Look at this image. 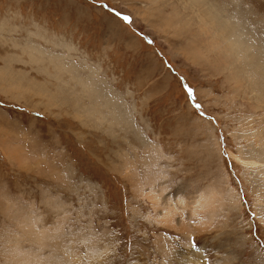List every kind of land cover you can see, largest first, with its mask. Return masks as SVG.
<instances>
[{"label": "rangeland", "instance_id": "rangeland-1", "mask_svg": "<svg viewBox=\"0 0 264 264\" xmlns=\"http://www.w3.org/2000/svg\"><path fill=\"white\" fill-rule=\"evenodd\" d=\"M208 8L264 57V0H0V264H264V78Z\"/></svg>", "mask_w": 264, "mask_h": 264}, {"label": "bare ground", "instance_id": "bare-ground-1", "mask_svg": "<svg viewBox=\"0 0 264 264\" xmlns=\"http://www.w3.org/2000/svg\"><path fill=\"white\" fill-rule=\"evenodd\" d=\"M203 9L205 10V8ZM208 11L209 8L206 9V12L208 13V18L210 22L216 24L219 29L218 36L223 42L220 43L224 47L225 52L229 51L230 54H234L237 58H245L249 60L250 61L249 63L250 65L248 68L249 71L258 73L262 78H264V57L261 58L260 56L249 55V54L245 55L244 44L241 38L237 35L236 31L234 30L238 24L232 20H221L218 16L210 15ZM247 47L249 49V45ZM238 68L244 70L243 66H239ZM239 73L240 72L238 71L236 74L238 78H240V75H238ZM259 84L260 87L264 89V80L259 82Z\"/></svg>", "mask_w": 264, "mask_h": 264}, {"label": "snow or ice", "instance_id": "snow-or-ice-1", "mask_svg": "<svg viewBox=\"0 0 264 264\" xmlns=\"http://www.w3.org/2000/svg\"><path fill=\"white\" fill-rule=\"evenodd\" d=\"M117 15H119V13H117ZM123 19L128 20L129 18L127 16H125V17H123ZM189 91H191V90H189Z\"/></svg>", "mask_w": 264, "mask_h": 264}]
</instances>
